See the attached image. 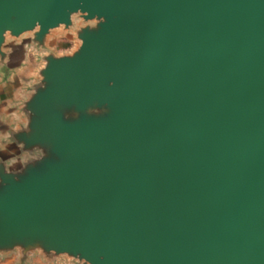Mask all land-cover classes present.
<instances>
[{
	"label": "water",
	"instance_id": "95a60500",
	"mask_svg": "<svg viewBox=\"0 0 264 264\" xmlns=\"http://www.w3.org/2000/svg\"><path fill=\"white\" fill-rule=\"evenodd\" d=\"M16 42L48 54L4 130L0 254L264 264V0H0L4 72Z\"/></svg>",
	"mask_w": 264,
	"mask_h": 264
},
{
	"label": "crops",
	"instance_id": "0c3cea01",
	"mask_svg": "<svg viewBox=\"0 0 264 264\" xmlns=\"http://www.w3.org/2000/svg\"><path fill=\"white\" fill-rule=\"evenodd\" d=\"M15 49L11 51L10 64L8 72L0 69V145L5 147L7 134L5 127L17 129L24 123L23 115L19 108L21 103L26 99L29 84H24L22 95L9 104L8 91L13 87L20 70L24 67L27 52L33 50L28 46L22 45V42H16ZM14 162V160H13ZM12 163V162H11ZM34 254L28 255V261L25 264H35ZM0 264H22L19 253L0 254Z\"/></svg>",
	"mask_w": 264,
	"mask_h": 264
},
{
	"label": "rangeland",
	"instance_id": "374dc122",
	"mask_svg": "<svg viewBox=\"0 0 264 264\" xmlns=\"http://www.w3.org/2000/svg\"><path fill=\"white\" fill-rule=\"evenodd\" d=\"M73 25L68 28H58L52 32L51 37L48 40V52L56 55H67L74 52L80 45V41L76 37V32L84 27L86 24L82 19L75 15L72 18ZM48 52L39 53L35 50L27 52L24 67L20 70L17 80H15L13 87L8 91L9 104L12 103L15 98L22 95L24 84H31L36 77L37 70L41 68L44 62L41 60L42 55H47ZM35 264H68L63 259H55L51 262L45 261L38 253L34 254Z\"/></svg>",
	"mask_w": 264,
	"mask_h": 264
},
{
	"label": "clouds",
	"instance_id": "9594fccd",
	"mask_svg": "<svg viewBox=\"0 0 264 264\" xmlns=\"http://www.w3.org/2000/svg\"><path fill=\"white\" fill-rule=\"evenodd\" d=\"M75 11H81V10H80V9H77V10H75ZM30 122H31V120L29 121V125H30ZM29 125L24 129V134H28V133L30 132V127H29ZM37 147H39V148L41 149V152L43 153L42 156H41L40 161H38V163H39V162H41L43 159H45V157H46V152L44 151V149H43L42 147H40V146H38V145H37ZM4 150H5L4 147H3L2 145H0V152H3ZM9 151H11L10 148H9Z\"/></svg>",
	"mask_w": 264,
	"mask_h": 264
}]
</instances>
